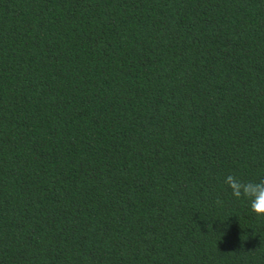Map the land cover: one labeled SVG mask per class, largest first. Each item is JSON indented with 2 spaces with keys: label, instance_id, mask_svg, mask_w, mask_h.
<instances>
[{
  "label": "trees",
  "instance_id": "16d2710c",
  "mask_svg": "<svg viewBox=\"0 0 264 264\" xmlns=\"http://www.w3.org/2000/svg\"><path fill=\"white\" fill-rule=\"evenodd\" d=\"M229 174L264 179V0H0V264H264Z\"/></svg>",
  "mask_w": 264,
  "mask_h": 264
},
{
  "label": "clouds",
  "instance_id": "9594fccd",
  "mask_svg": "<svg viewBox=\"0 0 264 264\" xmlns=\"http://www.w3.org/2000/svg\"><path fill=\"white\" fill-rule=\"evenodd\" d=\"M223 183L231 190V194L237 199H247L250 209L258 216H264V179L258 182L245 181L236 175L229 174L224 177ZM217 204L222 201L217 199Z\"/></svg>",
  "mask_w": 264,
  "mask_h": 264
}]
</instances>
